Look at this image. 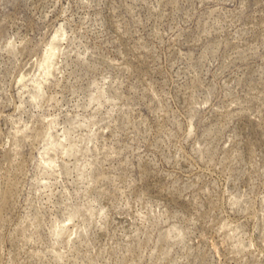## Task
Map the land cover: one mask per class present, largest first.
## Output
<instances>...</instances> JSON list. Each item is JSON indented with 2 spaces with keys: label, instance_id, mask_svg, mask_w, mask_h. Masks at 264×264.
<instances>
[{
  "label": "rangeland",
  "instance_id": "1",
  "mask_svg": "<svg viewBox=\"0 0 264 264\" xmlns=\"http://www.w3.org/2000/svg\"><path fill=\"white\" fill-rule=\"evenodd\" d=\"M0 264H264V0H0Z\"/></svg>",
  "mask_w": 264,
  "mask_h": 264
}]
</instances>
